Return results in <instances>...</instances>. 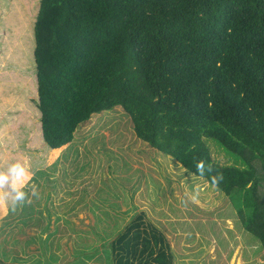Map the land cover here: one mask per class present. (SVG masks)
Segmentation results:
<instances>
[{
	"label": "trees",
	"instance_id": "16d2710c",
	"mask_svg": "<svg viewBox=\"0 0 264 264\" xmlns=\"http://www.w3.org/2000/svg\"><path fill=\"white\" fill-rule=\"evenodd\" d=\"M114 106L189 173H222L264 249V0H0V170L30 171L42 145L56 157ZM204 138L244 165L212 161ZM110 245L109 264H174L143 212Z\"/></svg>",
	"mask_w": 264,
	"mask_h": 264
},
{
	"label": "rangeland",
	"instance_id": "374dc122",
	"mask_svg": "<svg viewBox=\"0 0 264 264\" xmlns=\"http://www.w3.org/2000/svg\"><path fill=\"white\" fill-rule=\"evenodd\" d=\"M203 140L212 161L244 165L217 141ZM47 151H33L30 163L39 198L29 187L30 204L2 209L0 261L109 264L111 240L140 212L166 236L174 264H234L240 255L260 261L263 247L244 226L238 202L137 138L122 106L93 113L56 157Z\"/></svg>",
	"mask_w": 264,
	"mask_h": 264
},
{
	"label": "clouds",
	"instance_id": "9594fccd",
	"mask_svg": "<svg viewBox=\"0 0 264 264\" xmlns=\"http://www.w3.org/2000/svg\"><path fill=\"white\" fill-rule=\"evenodd\" d=\"M195 168L196 172L201 176H203L205 172L209 173L213 186H218L223 179L222 173L211 175L214 172L212 165L207 164L203 160L197 161ZM33 175L34 174L26 168L25 164L20 161L10 163L6 170H0V209L15 212L18 206L30 204L31 200L28 197V193L25 191V189L29 187L32 189V196L39 198L36 185L31 183ZM198 194V188H194L193 195L190 199L195 201Z\"/></svg>",
	"mask_w": 264,
	"mask_h": 264
},
{
	"label": "crops",
	"instance_id": "0c3cea01",
	"mask_svg": "<svg viewBox=\"0 0 264 264\" xmlns=\"http://www.w3.org/2000/svg\"><path fill=\"white\" fill-rule=\"evenodd\" d=\"M259 246H260V244L256 243V244H253L252 247H254L257 250V249H259L258 248ZM256 252H257V254H255V255H258L257 257H258V260H260L259 262L258 261H254L253 263H250V262H248L249 259H250L249 257H245L243 255L242 256L240 255V257H238V258H235V257L232 258L234 260V264H264V262H263L264 260L262 259V255H263V252H264L263 248L260 251L257 250ZM259 254H262L261 257H259Z\"/></svg>",
	"mask_w": 264,
	"mask_h": 264
}]
</instances>
